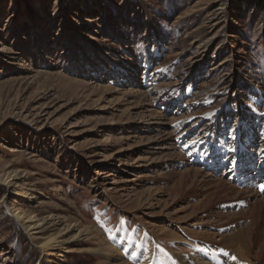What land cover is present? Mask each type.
<instances>
[{"label": "rangeland", "instance_id": "1", "mask_svg": "<svg viewBox=\"0 0 264 264\" xmlns=\"http://www.w3.org/2000/svg\"><path fill=\"white\" fill-rule=\"evenodd\" d=\"M154 124L184 162L156 148ZM184 163L247 193L215 195L212 181L182 176ZM260 184L264 5L0 0V264H178L182 251L210 264L198 250L214 264H264L257 246L244 249ZM88 226L99 235L51 257L39 248ZM183 228L232 242L209 246ZM119 239L147 262L93 253Z\"/></svg>", "mask_w": 264, "mask_h": 264}, {"label": "bare ground", "instance_id": "2", "mask_svg": "<svg viewBox=\"0 0 264 264\" xmlns=\"http://www.w3.org/2000/svg\"><path fill=\"white\" fill-rule=\"evenodd\" d=\"M118 92V91H117ZM133 95V94H132ZM148 113V112H147ZM156 114V113H155ZM153 114V115H155ZM153 117V116H152ZM160 117V116H159ZM159 122V121H158ZM156 123V121L154 122ZM152 124V123H151ZM167 124V123H165ZM154 127H155V133L157 137V143H155V146L156 148H158V150H161V151H169L171 152V155L170 157H173L174 154H176V158H178L177 160H180V163L181 162H184L182 157L180 155H178L177 153H174V146H172L169 142H170V139H171V135L170 133L166 130H164L163 128V125L162 124H154ZM158 133H162V136L158 137ZM168 153V152H167ZM169 158V156H167ZM175 157V156H174ZM185 165V163H184ZM180 166V165H179ZM186 166V167H185ZM183 168H184V171H182L183 173L182 176H184V178H190V177H193V178H196V177H201V180H199V182H203V184L205 185V187L209 184H207V181L210 180V182L212 181L213 185H212V190L214 191L215 195H219V193H226L229 191V194L231 193L230 191H236L237 189L231 184L229 183L227 180L219 177V178H216V177H212L211 175H202L201 172L197 169H194L192 167H188L187 165H185ZM155 171V169H154ZM181 174H178L179 176H181ZM207 179V180H206ZM186 180V179H185ZM189 180V179H188ZM194 180V179H193ZM198 180V179H197ZM206 180V181H205ZM181 181V180H180ZM192 181V180H190ZM200 184V183H199ZM202 184V185H203ZM15 185V184H14ZM214 186V187H213ZM195 187V186H194ZM14 188V187H13ZM199 188V186H198ZM209 188V187H207ZM193 189V188H192ZM202 189V188H201ZM191 190V189H190ZM194 191H195V188H194ZM209 191V190H208ZM191 192V191H190ZM207 192V191H206ZM204 192V193H206ZM188 193V192H187ZM208 193V192H207ZM236 196H240V195H245V193H247L246 191L244 190H237L236 192ZM248 193L250 194V199L245 201V199L243 201H245L246 205H248V208H249V215L248 213L245 215H248L250 216V227L253 229H250L249 231V234H247V238H246V245L244 247V249L246 251H249L251 252L255 246L258 247L259 249V252L256 251L257 253L259 254H254L255 255V258L256 259H263L262 258V255L264 254V249L262 247V244L260 242L261 239H262V232L264 231V229L262 230V228H264V197H261L259 196L256 192H250L248 191ZM193 194V193H192ZM187 195V194H186ZM232 195V194H231ZM211 196V194L209 195ZM188 197V196H187ZM234 198V197H233ZM239 198V197H238ZM249 198V197H248ZM203 199V198H202ZM217 199V198H216ZM225 199V198H224ZM230 199V198H229ZM232 199V198H231ZM223 200V198L221 199ZM224 201V200H223ZM228 201V200H227ZM226 201V202H227ZM197 202V201H196ZM201 202V201H200ZM206 201H204L205 203ZM209 202V200H208ZM207 202V203H208ZM220 202V201H219ZM202 203V202H201ZM211 203V202H210ZM209 203V204H210ZM212 204V203H211ZM216 204V203H215ZM203 205V203H202ZM201 205V206H202ZM214 205V204H212ZM208 206V205H207ZM195 207V206H194ZM213 207V206H212ZM197 208V207H196ZM202 208V207H201ZM195 209V208H194ZM203 209V208H202ZM205 209V207H204ZM192 211V209H191ZM205 211V210H203ZM192 215V214H191ZM217 215V214H216ZM244 215V216H245ZM239 216V214H238ZM236 217V216H235ZM234 217V218H235ZM241 217V216H240ZM200 218V217H199ZM242 218V217H241ZM240 218V219H241ZM52 221H57V223H55V226L57 224H62V220H59L58 217H52L51 218ZM50 219V220H51ZM243 219V218H242ZM238 220V218L236 219ZM206 221V220H205ZM219 221V220H218ZM42 224H44V220H41ZM204 222V221H203ZM234 222V221H233ZM249 222V221H248ZM205 223V222H204ZM232 223V222H231ZM200 224V223H199ZM198 225V224H197ZM220 225V224H218ZM201 226V225H200ZM245 227V226H243ZM242 227V229H243ZM247 230V228H245ZM85 230V229H84ZM246 230H245V233H246ZM242 231V230H241ZM182 232H184V234L186 233V236L190 239H200L202 241H206V242H209V246H212L213 244H216L217 242L219 243L220 246H223V245H226L228 244L229 242H232L231 239H228V238H225V237H221L219 236V241L216 240V237H210L208 234H206V232H200V233H194L192 230L190 229H182ZM244 232V231H243ZM239 233H242V232H239ZM244 233V234H245ZM71 235V236H70ZM91 235L93 236H98V232L96 231V229L91 226L89 227L88 226V229L85 230V231H82V230H75V229H71L70 227H66L64 228L62 231H58L55 235H52V236H49L48 238L44 239L43 242L39 243V248L42 249V251L45 252L46 256H53V253H52V249H54L55 247H57L59 250H64L63 249V246L67 245L69 242L73 241V240H80L81 238H84V237H89L91 238ZM241 235V234H239ZM243 235V234H242ZM226 236V235H225ZM228 236V235H227ZM233 236V235H232ZM235 236H238V235H235ZM235 236L233 237L235 239ZM244 236V235H243ZM229 237V236H228ZM241 237V236H239ZM180 238V237H179ZM238 238V237H237ZM89 239V238H88ZM240 239V238H239ZM234 241V240H233ZM237 242H241V240H236ZM243 242V241H242ZM264 242V241H263ZM195 244V243H194ZM96 246V245H95ZM99 246V245H98ZM193 246V244H192ZM238 246V244H237ZM241 246V245H240ZM239 247V246H238ZM229 248V247H228ZM241 249V248H240ZM243 249V247H242ZM55 250V249H54ZM93 250V249H92ZM239 250V249H238ZM91 252V251H90ZM124 252H126L128 254V256L130 258H133L137 261H144V262H147V256L145 257V251L143 252L141 249L137 248L136 246H132V243L131 242H124L123 239H119V241L116 243V246L112 247L111 245H108L106 243H102L99 247L95 248V250L93 251L94 254H96L97 256H101L102 258L108 260L109 262H112L114 263L115 260H118V259H122V257L124 256ZM198 252H202L205 254V256H207L206 258L207 259H210V264H214L215 263V260L214 258L212 257H209V255H207V252L205 250H198ZM248 253V252H247ZM157 254H159L157 252ZM194 254L195 253H192L190 255H187V253H185V251L181 252L179 254V256L176 258L178 264H209L207 262L204 263V261H201L200 259H198V257H194ZM249 254V253H248ZM264 256V255H263ZM252 259V258H251ZM121 261V260H120ZM258 262V261H257ZM264 262V261H263ZM218 264H220L218 262ZM226 264V263H225Z\"/></svg>", "mask_w": 264, "mask_h": 264}, {"label": "snow or ice", "instance_id": "3", "mask_svg": "<svg viewBox=\"0 0 264 264\" xmlns=\"http://www.w3.org/2000/svg\"><path fill=\"white\" fill-rule=\"evenodd\" d=\"M259 188H260L261 191H264V184H260V185H259ZM101 227H104V225L101 224ZM104 230H105V232L108 233V235H109V239H113V238H114V235H113V233L111 232L110 229H108V228L105 227ZM157 247H159V246H157ZM221 251L223 252V249H221ZM224 255L227 256L228 253L225 252ZM231 259H232V261L235 262V264H240V262L238 261V259H237L236 256L233 255V256L231 257Z\"/></svg>", "mask_w": 264, "mask_h": 264}, {"label": "trees", "instance_id": "4", "mask_svg": "<svg viewBox=\"0 0 264 264\" xmlns=\"http://www.w3.org/2000/svg\"><path fill=\"white\" fill-rule=\"evenodd\" d=\"M247 1L249 3H251V4H254L255 3L256 5H259V4L264 5V0H247Z\"/></svg>", "mask_w": 264, "mask_h": 264}]
</instances>
